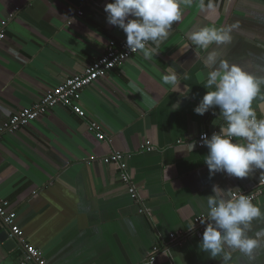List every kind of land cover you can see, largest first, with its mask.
<instances>
[{"label":"crops","instance_id":"crops-1","mask_svg":"<svg viewBox=\"0 0 264 264\" xmlns=\"http://www.w3.org/2000/svg\"><path fill=\"white\" fill-rule=\"evenodd\" d=\"M109 2L0 0V125L83 73L110 40H126L121 29L107 23ZM212 3L214 12L201 9L200 0L182 3L181 18L157 54L146 58L139 52L86 88L79 103L85 119L57 107L28 128L1 136L0 200L8 201L23 238L49 264H169V259L218 264L199 250L202 235L191 232L181 244H172L169 234L189 231L192 219L204 216V197L213 184L246 191L264 173L210 178L203 160L208 149L192 148L201 132L219 129L224 121L218 108L203 116L194 112L209 69L203 64L206 52L189 49L187 35L203 26L236 23L232 43L217 51L230 63L264 75V2ZM170 67L178 73L175 86L163 80ZM252 107L264 118V89ZM91 121L108 141L89 131ZM112 152L126 156L149 215L140 213L141 204L130 198L116 167L102 163ZM254 203L264 206V195ZM154 247L159 250L152 255ZM254 255V264H264V246ZM21 257L18 240L8 246L0 242V264H18Z\"/></svg>","mask_w":264,"mask_h":264},{"label":"clouds","instance_id":"clouds-1","mask_svg":"<svg viewBox=\"0 0 264 264\" xmlns=\"http://www.w3.org/2000/svg\"><path fill=\"white\" fill-rule=\"evenodd\" d=\"M182 3L190 4L191 0H111L104 11L107 23L125 33L128 50L147 58L157 54L173 23L181 18ZM199 6L215 11L212 0L207 5L200 0ZM237 26H203L187 35L189 49L195 46L206 52L203 64L209 69L203 82L206 92L194 112L203 116L218 108L224 121L210 137L201 134L202 145L208 149L203 160L210 178L216 173L238 179L248 178L256 171L264 173V118L258 117L252 107L253 100L264 89V75L230 63L217 51L232 43ZM163 80L177 85V71L170 67ZM173 107L178 109L180 102ZM204 199L206 213L199 220L204 225L199 250L218 264H254L255 251L264 246V206L254 203L238 188L226 189L216 184ZM194 228L195 223L187 225L189 231Z\"/></svg>","mask_w":264,"mask_h":264},{"label":"built area","instance_id":"built-area-1","mask_svg":"<svg viewBox=\"0 0 264 264\" xmlns=\"http://www.w3.org/2000/svg\"><path fill=\"white\" fill-rule=\"evenodd\" d=\"M264 2V0H258ZM81 15V13H78ZM3 40V35L0 34V42ZM150 45V44H149ZM139 52L131 53L127 46L126 40L115 41L110 40L105 48L103 55L95 62L91 63L84 72L68 78L64 83L56 87L52 92L44 94L40 102L34 104L28 109H23L17 114L11 116L7 121L0 125V141L3 134H12L28 128L32 122L39 120L44 115H47L49 111L54 108L60 107L71 111L75 116L80 119H85L86 114L80 108V100L82 92L93 85L95 81L101 78H105L109 72L122 66L127 60L138 54ZM89 131L100 142L108 141L106 133L102 127L95 121H91L88 125ZM219 131V129H212L210 131H203L199 134L195 141L197 148H203L201 142V134L206 133L209 137L213 132ZM147 143V142H146ZM178 145H183L181 141L177 142ZM142 149L146 152L152 151V148L148 144H143ZM104 165L115 166L119 171V180L124 186H126L127 193L130 198L141 204L140 213L149 215V210L142 204L139 195V188L133 182L130 173L128 171V165L126 163V156L121 152H112L109 156L102 159ZM240 193L249 195L253 202L262 198L264 195V178H261L258 183L246 191H239ZM36 195V192L33 193ZM204 216H197L192 219V223H195V228L192 231H179L169 234L168 238L172 244H181L192 233L202 235L204 231V225L200 223V219ZM0 224L7 228L10 232V238H15L19 241L22 257L18 264H49L43 256L40 249L34 248L28 244L23 238V232L16 223V214L9 210V203L5 200H0ZM192 232V233H191ZM159 248L154 247L152 255L158 252ZM153 258H151L152 260ZM169 264H173L169 259Z\"/></svg>","mask_w":264,"mask_h":264},{"label":"water","instance_id":"water-1","mask_svg":"<svg viewBox=\"0 0 264 264\" xmlns=\"http://www.w3.org/2000/svg\"><path fill=\"white\" fill-rule=\"evenodd\" d=\"M6 231H3V229L0 226V242L5 243V246L12 245L14 241L17 239L10 238V232L7 228H5Z\"/></svg>","mask_w":264,"mask_h":264}]
</instances>
